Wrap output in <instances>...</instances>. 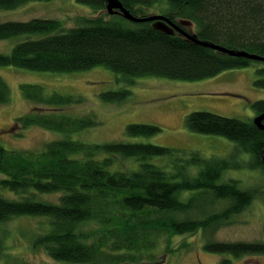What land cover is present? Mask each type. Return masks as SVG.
Listing matches in <instances>:
<instances>
[{"label":"trees","instance_id":"1","mask_svg":"<svg viewBox=\"0 0 264 264\" xmlns=\"http://www.w3.org/2000/svg\"><path fill=\"white\" fill-rule=\"evenodd\" d=\"M49 1L0 0V11ZM118 1L140 18L148 17L145 11L155 2ZM78 2L94 15L79 17L74 27L66 28L57 19L0 23V40L23 38L9 54L0 53V67L50 73L103 67L130 87L138 78L192 82L254 66V85L264 89L263 62L229 56L179 34L167 35L156 30L152 22L132 23L122 15H109L105 0ZM167 2L162 16L174 23L191 22L201 41L264 57V0ZM19 88L35 108L15 119L18 136L38 127L62 138L39 150H7L0 145V259L6 249L3 226L25 217L44 223L31 237V250L42 251L57 263L139 264L153 258L150 252L160 236L212 234L232 225L235 217L264 194L243 189L234 179L222 181L227 171L264 172V130L254 125L253 118L239 120L201 111L185 117L190 132L232 142L234 147L226 157L205 158L195 151L143 142L88 144L72 136L98 122L90 115L61 113L84 103L81 97L48 95L36 84H21ZM129 95L130 90L122 87L103 93L101 100L121 103ZM9 100L10 89L0 77V105ZM36 105L48 107L47 112L39 113ZM250 106L255 116L264 113V100ZM160 132L153 124L125 127L126 136L132 138H149ZM47 195H57L56 202L43 199ZM219 204L222 207L217 209ZM203 248L234 259L264 255V243L207 241ZM230 262L223 260L221 264Z\"/></svg>","mask_w":264,"mask_h":264},{"label":"rangeland","instance_id":"2","mask_svg":"<svg viewBox=\"0 0 264 264\" xmlns=\"http://www.w3.org/2000/svg\"><path fill=\"white\" fill-rule=\"evenodd\" d=\"M167 7V0H155L145 13L148 16L162 15ZM92 15V9L78 0H51L28 2L13 10H1L0 23L57 19L66 28H70L78 25L79 17ZM186 31L194 33V27H187ZM22 39L14 37L0 40V53L9 54ZM0 77L10 89L9 102L0 105V145L7 150H39L47 142L62 138L58 133L38 127L29 128L22 136H18L20 131L15 127V119L35 108L34 104L23 98L19 88L21 84L39 85L48 95L58 93L84 100L80 105L61 111L71 117L90 115L98 122L97 126L74 134V140L88 144L143 142L195 151L205 158L226 157L234 144L220 136L190 132L184 123L188 114L201 111L250 120L255 116L250 105L264 100V89L254 85V66L228 70L216 77L192 82L160 77L138 78L130 87L120 83L116 74L103 67L75 73L0 67ZM122 87L130 90L124 102L105 103L101 100L103 93L117 91ZM36 108L39 113H45L48 107L36 105ZM132 123L157 125L161 132L149 138L128 137L125 127ZM244 158L248 157L245 155ZM229 179L237 180L243 189H257L264 193V172L260 169L227 171L222 181ZM262 196L235 217L232 225L221 227L212 234L198 232L195 235L160 236L156 247L150 252L153 258L143 259L139 264H221L223 260H230V264H264V255H245L234 259L228 254L210 253L203 248L207 241L264 243V194ZM10 197L18 198L16 195ZM57 197L47 195L43 199L56 202ZM220 207L219 204L216 208ZM41 222V219L22 217L3 226L6 249L0 264H61L51 260L42 251L34 252L30 248L31 237L41 227L40 224L44 225Z\"/></svg>","mask_w":264,"mask_h":264},{"label":"water","instance_id":"3","mask_svg":"<svg viewBox=\"0 0 264 264\" xmlns=\"http://www.w3.org/2000/svg\"><path fill=\"white\" fill-rule=\"evenodd\" d=\"M106 2V12L109 15L119 14L122 15L126 20L132 23H143V22H152V26L167 35L179 34L184 37L186 40L214 51L227 54L233 57H244L252 61H258L264 63V57L250 54L245 51H234L227 48H224L220 45H216L207 41H201L194 33H188L183 28L192 26V23L185 20H180L178 23L170 21L167 17L162 15L148 16V17H136L133 16L130 12L123 8L122 4L118 0H105ZM264 113L253 118V123L260 130H264ZM261 160L264 164V151L261 154Z\"/></svg>","mask_w":264,"mask_h":264}]
</instances>
